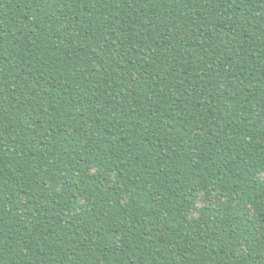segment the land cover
<instances>
[{"label": "trees", "instance_id": "trees-1", "mask_svg": "<svg viewBox=\"0 0 264 264\" xmlns=\"http://www.w3.org/2000/svg\"><path fill=\"white\" fill-rule=\"evenodd\" d=\"M0 264H264V0H0Z\"/></svg>", "mask_w": 264, "mask_h": 264}]
</instances>
